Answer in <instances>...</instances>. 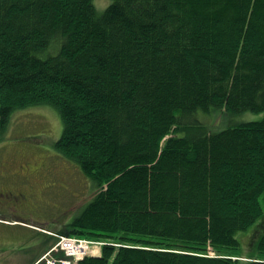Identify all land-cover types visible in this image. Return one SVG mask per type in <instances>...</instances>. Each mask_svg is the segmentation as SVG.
<instances>
[{
	"label": "trees",
	"instance_id": "obj_1",
	"mask_svg": "<svg viewBox=\"0 0 264 264\" xmlns=\"http://www.w3.org/2000/svg\"><path fill=\"white\" fill-rule=\"evenodd\" d=\"M95 3L0 0V138L60 114L92 182L61 233L105 241L79 264H264V117L237 120L264 111V0Z\"/></svg>",
	"mask_w": 264,
	"mask_h": 264
},
{
	"label": "rangeland",
	"instance_id": "obj_2",
	"mask_svg": "<svg viewBox=\"0 0 264 264\" xmlns=\"http://www.w3.org/2000/svg\"><path fill=\"white\" fill-rule=\"evenodd\" d=\"M111 1L95 0V4L99 10H104ZM222 117L223 115H219L216 125L209 124V128L218 131L228 126L230 123L222 121ZM263 117L264 111L260 113L246 112L238 116L237 120H256ZM62 130V118L55 108L35 106L16 111L11 118L7 131L0 138V158L6 156V159H9L7 155L12 153L17 161L23 162L24 159L29 158L44 165L31 174L34 183L33 191L35 192L33 198H37L38 203L43 205L38 212L34 215H23L18 218V212L15 209L9 206L5 207L0 201L1 210L10 219H21L19 223L25 224L24 222H26L28 226L43 227L40 228L41 230H25L24 237L31 238V243L34 244L37 251L34 259L42 257L44 252L53 247L57 240V237L45 234V232L44 237L40 240V233L47 230L56 234L67 229L69 222L78 216L84 207L86 201L83 198L88 197L92 187V182L81 172L80 168L70 160L61 157V154L55 149V141L61 136ZM26 185L31 188L30 181ZM82 201L85 202L80 206ZM0 219H3L1 215ZM19 227L21 226H16V231ZM253 228L251 227L249 231ZM246 233H239L238 237L243 239L242 235ZM19 238L16 235L6 243L11 247ZM25 246L21 248L23 249ZM92 246L94 247L91 252L95 255L96 252L93 250H98L100 246L97 244ZM15 251L17 250L11 251V254H15ZM8 253L0 254V259L6 258ZM244 254H257V248L254 246L249 252L244 251ZM99 255L98 253L95 256ZM23 258H25L22 262L24 264H27L31 259L28 255Z\"/></svg>",
	"mask_w": 264,
	"mask_h": 264
},
{
	"label": "flooded vegetation",
	"instance_id": "obj_3",
	"mask_svg": "<svg viewBox=\"0 0 264 264\" xmlns=\"http://www.w3.org/2000/svg\"><path fill=\"white\" fill-rule=\"evenodd\" d=\"M0 158V201L5 207H10L18 212V218L23 215H34L43 207L34 199V183L31 174L44 166L42 163L29 158L23 162L15 160L12 153ZM30 181L31 188L26 184ZM44 210V209H43Z\"/></svg>",
	"mask_w": 264,
	"mask_h": 264
},
{
	"label": "crops",
	"instance_id": "obj_4",
	"mask_svg": "<svg viewBox=\"0 0 264 264\" xmlns=\"http://www.w3.org/2000/svg\"><path fill=\"white\" fill-rule=\"evenodd\" d=\"M25 230L30 229L26 227H19L16 231V226L0 225V254L2 255V253L9 252L6 258L0 259V264H24L22 263L25 259L23 257L27 255L31 257L27 264H34V262L38 259L33 258L37 251L36 248H34V244L31 243V238L27 239L24 237L26 232ZM16 235L20 237L19 240L15 241V243L9 247L6 242ZM40 240H42V237ZM38 242L41 243V241ZM24 245L26 246L22 249L21 247ZM13 250H17L15 251V254H11V251Z\"/></svg>",
	"mask_w": 264,
	"mask_h": 264
},
{
	"label": "bare ground",
	"instance_id": "obj_5",
	"mask_svg": "<svg viewBox=\"0 0 264 264\" xmlns=\"http://www.w3.org/2000/svg\"><path fill=\"white\" fill-rule=\"evenodd\" d=\"M90 241H94L96 243H94L93 245H99L102 249H103V245L105 244V241L102 240V239H91V238H85V240H82V241H78L75 245H73V248H79L78 250V258L80 257H86L88 256L87 254V250H88V246L90 244ZM98 242V243H97ZM99 247L98 250H93V252H96L95 255H97L98 253L100 254L99 256H96V257H99V258H102L103 255V250ZM66 255H68L69 257L73 258L74 256L72 254H69L66 252ZM94 255V256H95Z\"/></svg>",
	"mask_w": 264,
	"mask_h": 264
},
{
	"label": "built area",
	"instance_id": "obj_6",
	"mask_svg": "<svg viewBox=\"0 0 264 264\" xmlns=\"http://www.w3.org/2000/svg\"><path fill=\"white\" fill-rule=\"evenodd\" d=\"M85 239H81V238H71V237H64L62 238V240L60 241L59 245L60 247L67 253L72 254L73 256H75L76 258H78V250L79 248H73V245H75L78 241H82ZM94 243V241H90V244L88 246V250H87V254H92V248L94 246H92ZM98 243V242H97ZM83 258V257H80Z\"/></svg>",
	"mask_w": 264,
	"mask_h": 264
}]
</instances>
